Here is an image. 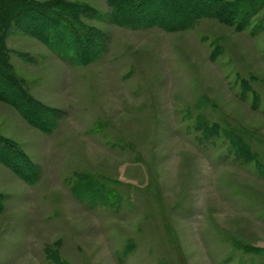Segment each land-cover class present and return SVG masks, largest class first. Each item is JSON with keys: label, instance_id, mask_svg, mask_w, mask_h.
I'll return each instance as SVG.
<instances>
[{"label": "rangeland", "instance_id": "1", "mask_svg": "<svg viewBox=\"0 0 264 264\" xmlns=\"http://www.w3.org/2000/svg\"><path fill=\"white\" fill-rule=\"evenodd\" d=\"M245 4L167 30L0 0V264H264V0L240 26Z\"/></svg>", "mask_w": 264, "mask_h": 264}, {"label": "trees", "instance_id": "2", "mask_svg": "<svg viewBox=\"0 0 264 264\" xmlns=\"http://www.w3.org/2000/svg\"><path fill=\"white\" fill-rule=\"evenodd\" d=\"M255 1L256 0H240V3H246L241 7V10H243V17L242 22H239L241 24L240 26H242V24L246 25L248 21H250V13H248V11L251 9L252 5H254ZM108 3L112 7V16L114 20L121 25H126L131 28L159 26L167 30L184 29L202 16H213L233 23L237 20L236 15H239L238 10L236 11L233 7L238 9L240 4H237V2L234 4L229 0H108ZM30 5L35 4L31 3ZM36 7L48 16L46 17L43 15L46 17L47 21L49 17L51 18L49 20L51 28L59 27L62 29V34H60L59 37V44L63 46L57 45L61 47L59 50L66 55L74 51L76 56L70 58L77 62L87 61V59H81L82 56H80L79 51L83 50L84 52H82L86 53L88 44L81 34L75 30L73 24L67 18H63L59 10H52L53 12L50 13L44 11V8L42 9L40 6ZM52 39L53 38H50L48 41L55 46V39H53L54 43ZM53 48L57 49V47ZM2 69L4 68L2 67ZM16 90L19 91H14L12 96L21 103L24 102V107L23 109L21 108V110L25 116L28 118L32 117L29 115L32 112L36 115V118H40L41 121H50V118L45 117L41 109L34 106L33 103L30 104L32 100L30 101L28 96L20 88ZM29 119L32 120V118Z\"/></svg>", "mask_w": 264, "mask_h": 264}]
</instances>
